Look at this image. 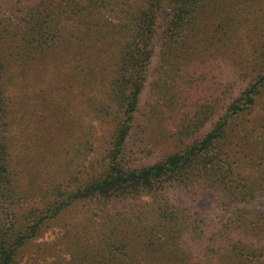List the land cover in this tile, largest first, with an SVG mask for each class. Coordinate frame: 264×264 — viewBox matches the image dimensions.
I'll list each match as a JSON object with an SVG mask.
<instances>
[{
	"label": "trees",
	"instance_id": "1",
	"mask_svg": "<svg viewBox=\"0 0 264 264\" xmlns=\"http://www.w3.org/2000/svg\"><path fill=\"white\" fill-rule=\"evenodd\" d=\"M263 197L264 0H0V264H264Z\"/></svg>",
	"mask_w": 264,
	"mask_h": 264
},
{
	"label": "rangeland",
	"instance_id": "2",
	"mask_svg": "<svg viewBox=\"0 0 264 264\" xmlns=\"http://www.w3.org/2000/svg\"><path fill=\"white\" fill-rule=\"evenodd\" d=\"M159 40V37H158ZM48 84H44L39 86V88H37L38 92L40 93L41 90H45L48 88ZM149 96V91H147L144 96H143V102L146 101V99ZM98 136H100V130L98 132ZM177 198L179 200H184V197L182 196L181 193H177ZM221 197L215 195L214 193H209L206 195H203L200 199H198L196 202L193 203V206L197 209H202L206 211V214L208 215V217L210 219H215L216 214L218 212V208H217V204L220 201ZM251 208L260 210V211H264V197L257 200L255 203H253L252 205H250Z\"/></svg>",
	"mask_w": 264,
	"mask_h": 264
}]
</instances>
